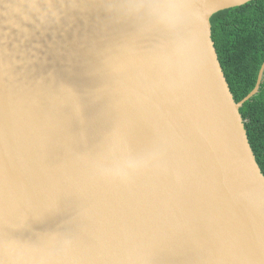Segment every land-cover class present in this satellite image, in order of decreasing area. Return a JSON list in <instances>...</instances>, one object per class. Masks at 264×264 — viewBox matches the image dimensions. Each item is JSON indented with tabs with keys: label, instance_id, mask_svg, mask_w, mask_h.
Wrapping results in <instances>:
<instances>
[{
	"label": "water",
	"instance_id": "1",
	"mask_svg": "<svg viewBox=\"0 0 264 264\" xmlns=\"http://www.w3.org/2000/svg\"><path fill=\"white\" fill-rule=\"evenodd\" d=\"M251 0H0V264H264V175L211 38Z\"/></svg>",
	"mask_w": 264,
	"mask_h": 264
},
{
	"label": "trees",
	"instance_id": "2",
	"mask_svg": "<svg viewBox=\"0 0 264 264\" xmlns=\"http://www.w3.org/2000/svg\"><path fill=\"white\" fill-rule=\"evenodd\" d=\"M211 38L236 102L255 86L264 61V0L224 9L210 18ZM246 134L264 175V74L259 91L240 108Z\"/></svg>",
	"mask_w": 264,
	"mask_h": 264
}]
</instances>
